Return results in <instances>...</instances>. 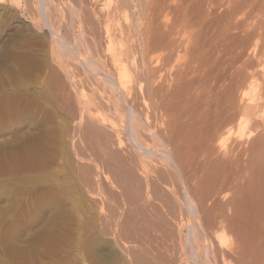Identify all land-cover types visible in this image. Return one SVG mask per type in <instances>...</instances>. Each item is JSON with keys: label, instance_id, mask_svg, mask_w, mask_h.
Wrapping results in <instances>:
<instances>
[{"label": "bare ground", "instance_id": "6f19581e", "mask_svg": "<svg viewBox=\"0 0 264 264\" xmlns=\"http://www.w3.org/2000/svg\"><path fill=\"white\" fill-rule=\"evenodd\" d=\"M30 193L73 264H264V0H0V220Z\"/></svg>", "mask_w": 264, "mask_h": 264}, {"label": "rangeland", "instance_id": "374dc122", "mask_svg": "<svg viewBox=\"0 0 264 264\" xmlns=\"http://www.w3.org/2000/svg\"><path fill=\"white\" fill-rule=\"evenodd\" d=\"M38 210V194L30 193L21 199L20 207L11 218L0 220L1 264H69L70 261V264L75 263L72 257L75 246H72L76 245L77 237L71 232L66 234V239L54 244L36 242L30 247L35 231L42 224V216ZM106 251V248L100 251L103 258Z\"/></svg>", "mask_w": 264, "mask_h": 264}]
</instances>
